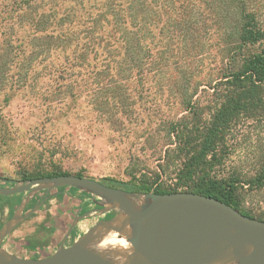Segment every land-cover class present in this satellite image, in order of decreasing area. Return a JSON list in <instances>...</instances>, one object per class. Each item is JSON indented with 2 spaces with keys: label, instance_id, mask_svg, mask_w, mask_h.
Listing matches in <instances>:
<instances>
[{
  "label": "trees",
  "instance_id": "obj_1",
  "mask_svg": "<svg viewBox=\"0 0 264 264\" xmlns=\"http://www.w3.org/2000/svg\"><path fill=\"white\" fill-rule=\"evenodd\" d=\"M0 6V35L12 20L21 21L22 31L15 32L16 50L13 38L2 43L0 84L16 68L18 78L23 74L19 86H31L49 73L33 77L26 73L28 68L49 60L54 86L41 93L44 100L67 110L88 101L115 129H125L127 120H135L151 95L166 94L173 105L181 106L184 115L178 117L177 111L165 124L166 145L177 143L185 154L175 173L177 187L164 188L159 173L152 183L115 178H104L103 183L129 191L195 192L264 220L242 207L241 193L245 185L264 186V160L248 178L211 173L222 162L234 125L241 118H264V26L250 0H0ZM216 40L225 43L221 61L196 74L191 68L194 57L202 60L206 42ZM200 92L207 93L214 106L206 118ZM64 174L72 173L38 167L23 170L21 180ZM68 189L79 192L72 187L53 191L62 199ZM80 194L85 211L93 200L90 194Z\"/></svg>",
  "mask_w": 264,
  "mask_h": 264
},
{
  "label": "rangeland",
  "instance_id": "obj_2",
  "mask_svg": "<svg viewBox=\"0 0 264 264\" xmlns=\"http://www.w3.org/2000/svg\"><path fill=\"white\" fill-rule=\"evenodd\" d=\"M250 6L257 9L259 21L264 26V0H250ZM0 10L2 11L1 6ZM20 25L21 21L12 20L6 26L5 35H0V50L4 39L9 38H13L16 50L15 45L19 40L15 32ZM19 32L22 31L19 29ZM205 40L206 38L203 41ZM224 45L219 40L206 42L204 48L208 51L203 59L194 57L191 68L195 73L199 75L201 69L206 72L217 66L221 61ZM50 68L51 63L47 60L32 70L28 68L26 73L29 72L33 77L49 73L53 80ZM17 71L16 68L9 71L10 78L0 84V177L19 181L23 170L39 167L45 171L58 168L72 174L80 172L100 181L115 178L138 183L147 179L152 183L159 173L164 188L177 187L175 173L185 154L179 151L177 143L166 145L169 138L165 124L175 112L178 111V117H182L184 112H180L181 106L173 105V99L166 98V94L155 98L151 95L147 98V105H140L135 120H127L125 129H115L107 121L106 115L104 117L94 113L88 101H80L67 110L65 105L44 100L41 93L46 92L49 86H54L49 76L37 80L31 86L20 87L23 74L18 78ZM203 75L205 74L200 75L202 79ZM155 89L156 87L153 88ZM198 99L204 111L203 118H206L214 107L211 97L200 92ZM186 115L187 120L192 121V114ZM225 144L222 162L211 173L220 177L240 175L248 178L254 175L264 160V118H241L227 135ZM241 193L242 207L264 216V186L250 188L245 185ZM58 194H53L56 197H52L22 227H26L28 231L40 219L45 221L53 217L52 212L66 214L71 209V213L67 214L73 217L83 202L79 198L80 192L64 190L62 199ZM69 195L72 200H65ZM7 197L4 199H8L14 206L21 201L20 193ZM88 207L92 208L94 204ZM2 217L3 212L0 211V218ZM102 217L96 215L83 219L77 228V236ZM49 227L47 230L37 228V232L27 235L24 241L27 244H38L51 240L52 229ZM60 236L58 234L57 238H53L56 246Z\"/></svg>",
  "mask_w": 264,
  "mask_h": 264
},
{
  "label": "water",
  "instance_id": "obj_3",
  "mask_svg": "<svg viewBox=\"0 0 264 264\" xmlns=\"http://www.w3.org/2000/svg\"><path fill=\"white\" fill-rule=\"evenodd\" d=\"M12 183L0 184V195L25 196L0 227V264H264V220L215 197L189 191H129L76 174ZM63 187L90 194L98 207L77 214L66 237L48 256L21 257L8 251L5 239L42 205L24 213L32 198L43 191L44 199ZM96 215L103 217L66 245L77 223ZM112 238L126 244L105 243Z\"/></svg>",
  "mask_w": 264,
  "mask_h": 264
},
{
  "label": "flooded vegetation",
  "instance_id": "obj_4",
  "mask_svg": "<svg viewBox=\"0 0 264 264\" xmlns=\"http://www.w3.org/2000/svg\"><path fill=\"white\" fill-rule=\"evenodd\" d=\"M11 180V179H10ZM0 184H3V185H12L13 183H12V180L10 181V182H3V181H0ZM58 193V192H57ZM57 193H55L54 191H51L49 194H47V195H45V198L43 199L42 197H43V195H44V192L42 191V192H40L39 194H37L34 198H32V200L30 201V203L28 204V206L26 207V209H25V211H24V213H27L32 207H34V205H36L37 203H39V202H42V205H41V207L32 215V216H30L29 218H27L26 220H29V219H31V218H33L35 215H37L39 212H40V210L42 209V207L45 205V204H47L48 203V201L50 202V199L52 198V197H56V196H54L53 194H57ZM24 196H25V194H20V197H21V201L23 200V198H24ZM83 202L79 205V207L76 209V211H75V213H74V216L72 217L71 215H68L67 213H71V209H68V211H67V213L65 214V213H61V214H59L58 215V213L57 212H52V216L53 217H49V219H47V220H43V219H41V222H38V224L35 226L36 227V229L37 228H39V229H41V230H47V228L49 227L50 229H52L51 230V233H50V236H52V238H51V240H49V241H47V242H43V243H38V244H36V246L38 247V248H44V247H46V245L47 244H49V243H51L52 245H54L56 248L60 245V243L62 242V240L66 237V235H67V233H68V231H69V229H70V227H71V225H72V223H73V221H74V219H75V217L77 216V214H83L84 212H86V211H88V210H90V209H93V208H95V207H98L94 202H91V203H89L88 204V206L90 205V204H94V207H86L87 209L85 210V211H81L82 210V206L84 205V198L82 197V195L80 194V197H79ZM21 201H20V203H21ZM19 203V204H20ZM19 204H17L16 206H14L13 205V208L9 205V202H7V200L6 199H4V198H1L0 197V211H2L3 212V217L2 218H0V227L14 214V212H15V210H16V208L18 207V205ZM31 205H33V206H31ZM7 209H8V211H7ZM7 212H8V214H7ZM111 214H113V213H111ZM111 214H110V216H111ZM45 215H46V213H45ZM1 216H2V213H1ZM109 217V214L108 215H106V216H104V217ZM6 218V219H5ZM85 219V218H84ZM26 220H24V221H22L17 227H19V226H22L23 225V223H25V221ZM83 219H81L78 223H77V225L73 228V230L71 231V233H70V235L67 237V240H66V245H69V244H71L74 240V238L76 239L78 236H77V228H78V226L80 225V222L82 221ZM54 224H56V227L54 226ZM49 225V226H48ZM58 234H61V236H60V239H59V241H58V245L56 246L55 245V243H54V239L53 238H57V236H58ZM73 240V241H72ZM72 241V242H71ZM8 251H10V250H8ZM31 251V252H30ZM36 250H30L29 249V251L27 252V253H25V251H23L22 253H20V254H22L23 256H21V257H30V258H42V257H45V256H48V255H50L51 253H49L48 255H45V256H43V254H40L39 253V255H40V257H32V256H34V254L33 253H36L35 252ZM11 253H13L12 251H10ZM25 253V254H24ZM43 253V252H42ZM15 254V253H14ZM17 255V254H16ZM18 256H20V255H18Z\"/></svg>",
  "mask_w": 264,
  "mask_h": 264
},
{
  "label": "crops",
  "instance_id": "obj_5",
  "mask_svg": "<svg viewBox=\"0 0 264 264\" xmlns=\"http://www.w3.org/2000/svg\"><path fill=\"white\" fill-rule=\"evenodd\" d=\"M7 211H8V209H7ZM7 214H8V212H7ZM38 222H41V219ZM34 232H37L36 227H33L32 229H29L27 231L26 227L19 226L5 239L3 246L7 250H10L17 255H20V253L23 251H25L27 253L29 251V249L30 250H36L35 251L36 253H33L34 256H32V257H40L39 253L43 254V256L48 255L49 253H53V251L56 249V247L54 245H52L51 243L47 244L46 247H44V248H38L36 246V244H27L24 241L25 237L27 235L35 234ZM40 243H42V242H40Z\"/></svg>",
  "mask_w": 264,
  "mask_h": 264
},
{
  "label": "bare ground",
  "instance_id": "obj_6",
  "mask_svg": "<svg viewBox=\"0 0 264 264\" xmlns=\"http://www.w3.org/2000/svg\"><path fill=\"white\" fill-rule=\"evenodd\" d=\"M105 243H121V244H126L124 239H118V238H112Z\"/></svg>",
  "mask_w": 264,
  "mask_h": 264
}]
</instances>
